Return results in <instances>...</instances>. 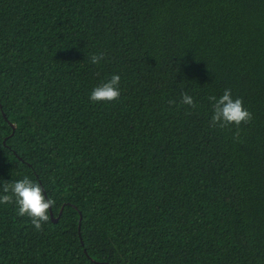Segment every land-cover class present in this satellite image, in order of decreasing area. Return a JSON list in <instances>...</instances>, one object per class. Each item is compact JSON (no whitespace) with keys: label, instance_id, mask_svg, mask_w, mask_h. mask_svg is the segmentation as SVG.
I'll list each match as a JSON object with an SVG mask.
<instances>
[{"label":"trees","instance_id":"16d2710c","mask_svg":"<svg viewBox=\"0 0 264 264\" xmlns=\"http://www.w3.org/2000/svg\"><path fill=\"white\" fill-rule=\"evenodd\" d=\"M226 89L250 122L212 126ZM25 176L63 214L0 203V264H264V0H0V186Z\"/></svg>","mask_w":264,"mask_h":264},{"label":"clouds","instance_id":"9594fccd","mask_svg":"<svg viewBox=\"0 0 264 264\" xmlns=\"http://www.w3.org/2000/svg\"><path fill=\"white\" fill-rule=\"evenodd\" d=\"M103 59V54H94L90 57V62L98 64ZM120 79L119 75H112L107 82L96 86L91 92V101L112 102L118 100L121 95ZM208 99L213 108L212 126L225 128L234 124L239 127L241 123H248L252 120V113L244 107L241 98H233L231 89H226L219 98L210 96ZM181 102L193 109L197 107L194 97L187 92L182 93ZM0 188L4 193L0 195V203H15L17 214L29 217L35 229L42 230L43 224L49 221L50 210L54 209L56 204L54 199L45 195L46 191L42 185L25 176L11 184L5 181Z\"/></svg>","mask_w":264,"mask_h":264},{"label":"water","instance_id":"95a60500","mask_svg":"<svg viewBox=\"0 0 264 264\" xmlns=\"http://www.w3.org/2000/svg\"><path fill=\"white\" fill-rule=\"evenodd\" d=\"M1 108H2V107H1ZM3 116H4V118H5L6 120H8V118L6 117L5 113H3ZM12 129H13V134L11 135V137L14 135V132H15V130H16L15 125H13V124H12ZM45 195L47 196L46 193H45ZM63 210H64V207L60 210V213H59V216H58V217H55L53 211L50 210V217H51V220H52V222H53L54 224H57V223L60 221V218H61V216H62V214H63ZM79 213H80V212H79ZM82 218H83V217H82V215H81V213H80L79 229H81ZM81 244L84 246V242H83L82 239H81ZM84 252H85V254L88 256V253H87V250H86V249L84 250Z\"/></svg>","mask_w":264,"mask_h":264}]
</instances>
